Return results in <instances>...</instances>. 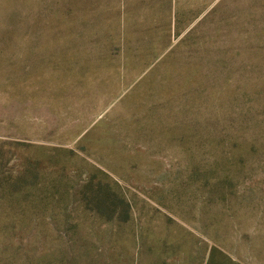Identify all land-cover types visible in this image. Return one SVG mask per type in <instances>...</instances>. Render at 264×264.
<instances>
[{
	"label": "rangeland",
	"instance_id": "1",
	"mask_svg": "<svg viewBox=\"0 0 264 264\" xmlns=\"http://www.w3.org/2000/svg\"><path fill=\"white\" fill-rule=\"evenodd\" d=\"M0 264H264V0H0Z\"/></svg>",
	"mask_w": 264,
	"mask_h": 264
},
{
	"label": "trees",
	"instance_id": "2",
	"mask_svg": "<svg viewBox=\"0 0 264 264\" xmlns=\"http://www.w3.org/2000/svg\"><path fill=\"white\" fill-rule=\"evenodd\" d=\"M94 192H95V193H96V192H99V193H100L101 191H100L99 189H97V190L94 189ZM109 194L112 195L111 193H109ZM110 195H109L108 197H106V200L109 201V200L111 199V196H110ZM109 207H110V206H108V208H109ZM212 255H213V253H211V256H212ZM211 256H210V257H211Z\"/></svg>",
	"mask_w": 264,
	"mask_h": 264
}]
</instances>
